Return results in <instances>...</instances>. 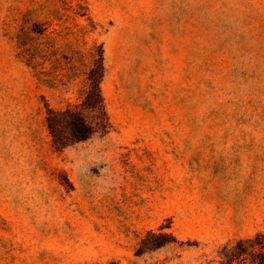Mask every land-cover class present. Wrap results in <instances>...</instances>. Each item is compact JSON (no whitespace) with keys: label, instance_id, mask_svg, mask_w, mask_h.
<instances>
[{"label":"rangeland","instance_id":"374dc122","mask_svg":"<svg viewBox=\"0 0 264 264\" xmlns=\"http://www.w3.org/2000/svg\"><path fill=\"white\" fill-rule=\"evenodd\" d=\"M0 264H264V0H0Z\"/></svg>","mask_w":264,"mask_h":264},{"label":"trees","instance_id":"16d2710c","mask_svg":"<svg viewBox=\"0 0 264 264\" xmlns=\"http://www.w3.org/2000/svg\"><path fill=\"white\" fill-rule=\"evenodd\" d=\"M26 61L30 66L31 57ZM103 76V62L100 58L83 73L78 105H68L58 111L47 107L45 123L57 149L108 132L109 121L101 89Z\"/></svg>","mask_w":264,"mask_h":264}]
</instances>
